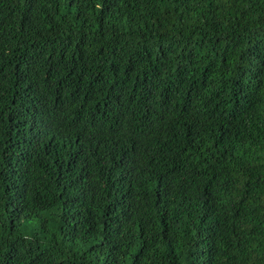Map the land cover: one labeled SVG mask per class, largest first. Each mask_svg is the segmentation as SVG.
I'll return each mask as SVG.
<instances>
[{
	"label": "trees",
	"instance_id": "16d2710c",
	"mask_svg": "<svg viewBox=\"0 0 264 264\" xmlns=\"http://www.w3.org/2000/svg\"><path fill=\"white\" fill-rule=\"evenodd\" d=\"M0 264H264V0H0Z\"/></svg>",
	"mask_w": 264,
	"mask_h": 264
}]
</instances>
